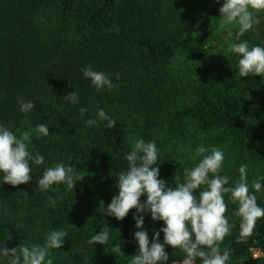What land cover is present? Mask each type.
<instances>
[{
  "label": "trees",
  "instance_id": "1",
  "mask_svg": "<svg viewBox=\"0 0 264 264\" xmlns=\"http://www.w3.org/2000/svg\"><path fill=\"white\" fill-rule=\"evenodd\" d=\"M220 6L216 0H0V122L18 134L33 133L29 150L43 154L46 165L71 157L83 177L72 192L64 185L41 192V165L28 184L0 185V239L6 247L43 243L48 231L64 229L65 243L49 251L45 264H129L137 252L135 209L120 221L99 209L117 194V173L127 166L123 154L136 137L156 141L160 177L173 187L174 176L182 181L183 168L193 165L199 145L223 149L221 174L229 183L238 179L242 163L249 183L264 176V81L239 77L228 51L241 40L264 45V12L257 13L254 30L239 36L232 25L223 29ZM88 65L109 74L114 87L97 92L82 77L80 69ZM72 84L79 105L64 100ZM18 97L34 99L35 109L21 113ZM81 106L88 108L84 117ZM98 107L116 119L115 128L104 122L85 126ZM40 123L50 126V135L37 139ZM225 202L235 226L221 250H230L231 264H264V217L242 242L236 205L227 196ZM257 203L264 207V190ZM162 223L145 215L150 239ZM102 226L109 232L106 245L89 246ZM115 243L123 251L118 256L109 252ZM166 251L169 262L182 259L179 249Z\"/></svg>",
  "mask_w": 264,
  "mask_h": 264
},
{
  "label": "clouds",
  "instance_id": "2",
  "mask_svg": "<svg viewBox=\"0 0 264 264\" xmlns=\"http://www.w3.org/2000/svg\"><path fill=\"white\" fill-rule=\"evenodd\" d=\"M216 2L221 4L220 24L234 26L239 36L254 30L259 22L257 13L264 12V0ZM228 51L236 57L235 68L239 77L259 75L264 81V45L241 40L231 43ZM80 71L83 79L89 80L97 92L114 87L112 78L102 70L88 65L82 66ZM72 86L74 90L67 93L64 100L79 105L77 85ZM33 100L18 97L19 111L31 113L35 109ZM87 113L86 106L79 107L81 117ZM101 122L109 129L115 128L117 123L99 107L94 117L84 120L87 128H96ZM49 127L47 123L37 124L34 129L36 138L49 136ZM32 136L31 132L18 134L12 125L0 122V185L28 184L33 179L30 174L34 173V167L45 165L42 174L36 177V189L48 192L55 190L53 185H64L65 191L72 192L76 183L83 179L71 163L72 158L69 157L67 162L59 160L46 165L43 154L29 150ZM129 148L123 154L127 166L116 176L118 192L107 207L101 201L99 209L117 221L123 220L130 209H135L132 218L138 229L133 233L137 252L131 256L129 264H196L197 258L200 264H231L230 250L220 248L235 226L225 215L228 210L225 196L236 205L233 215L239 220L238 239L246 241L252 235L256 221L264 217V207L257 203V193L264 190V176H258L249 183L248 165L242 163L237 169L238 179L229 183V176L221 174L225 159L223 149L215 145H199L193 153V165L183 168L182 181L174 176L173 187V182L160 177L162 158L155 140L136 137L129 141ZM142 196L145 197L143 201ZM47 199L51 206H55L56 200L52 196ZM145 215L154 222H163L151 239L144 227ZM66 237L68 232L64 229H53L46 233L43 243L19 244L11 248L5 246L6 239H0V264H45L49 251L61 249ZM108 240L109 232L102 226L99 232L95 231L89 237L87 244L106 245ZM167 246L182 251V259L169 262ZM109 252L120 255L123 252L120 243L112 244ZM46 264H52V260L48 259Z\"/></svg>",
  "mask_w": 264,
  "mask_h": 264
},
{
  "label": "rangeland",
  "instance_id": "3",
  "mask_svg": "<svg viewBox=\"0 0 264 264\" xmlns=\"http://www.w3.org/2000/svg\"><path fill=\"white\" fill-rule=\"evenodd\" d=\"M224 28H229V26H228V27L224 26L223 29H224ZM225 32H226V33H230V29H226ZM255 257H256V256H255Z\"/></svg>",
  "mask_w": 264,
  "mask_h": 264
}]
</instances>
